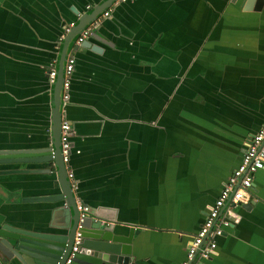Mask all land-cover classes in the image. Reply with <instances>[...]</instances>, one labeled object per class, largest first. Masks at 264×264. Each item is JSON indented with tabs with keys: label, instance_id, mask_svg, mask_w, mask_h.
Instances as JSON below:
<instances>
[{
	"label": "crops",
	"instance_id": "crops-1",
	"mask_svg": "<svg viewBox=\"0 0 264 264\" xmlns=\"http://www.w3.org/2000/svg\"><path fill=\"white\" fill-rule=\"evenodd\" d=\"M104 1L0 0V151L27 148L32 158L4 162L12 157L0 153V228L67 231L64 200L32 199L61 193L56 163L45 159L48 73L57 70L65 27ZM246 1L113 0L81 45L77 35L68 44L75 64L61 114L72 125V194L90 207L82 242L132 231L128 264L186 260L264 122V2ZM249 194L215 252L191 264H264V167Z\"/></svg>",
	"mask_w": 264,
	"mask_h": 264
},
{
	"label": "water",
	"instance_id": "water-1",
	"mask_svg": "<svg viewBox=\"0 0 264 264\" xmlns=\"http://www.w3.org/2000/svg\"><path fill=\"white\" fill-rule=\"evenodd\" d=\"M113 0H105L88 14L83 16L68 32L63 40L62 50L60 52L59 64L57 67L56 78L53 82L52 91V111L50 114V133L52 136V146L56 153V173L57 180L61 187L60 194H50L47 196H36L32 199L36 200H54L62 199L66 202L65 211L67 222L64 219L67 230L71 227L70 234H53L37 233L25 229H14L9 226L2 225L0 228V256L11 260L13 257L18 259L22 264H60L66 256L71 245L73 231L77 221V210L74 203V197L69 185V181L65 175L61 154L59 150V132H60V116H61V99L60 90L63 79V62L66 56L67 46L71 40L78 34V32L92 20L96 19L98 14L107 8ZM253 0L246 1V7H250ZM256 8L259 7L264 0H255ZM86 46V45H82ZM72 148V147H71ZM31 150L24 148L23 150H13V148H6L0 151L5 157L4 162L16 161L27 162L31 161L28 155ZM20 154V156H17ZM27 155V158H26ZM29 158V159H28ZM46 160H51V153L48 154ZM36 160V159H34ZM59 212L58 210H55ZM91 221V215L84 221V229L88 227ZM132 232V231H131ZM130 232V233H131ZM123 236V238L113 237L112 242L100 241L99 243L82 242L80 250L75 254L73 262L78 264H128L131 257L125 247V243L130 241L131 234ZM89 236V235H85ZM92 237V236H91ZM94 237V236H93ZM92 237V238H93ZM121 242V244L119 243ZM1 263V261H0Z\"/></svg>",
	"mask_w": 264,
	"mask_h": 264
},
{
	"label": "built area",
	"instance_id": "built-area-1",
	"mask_svg": "<svg viewBox=\"0 0 264 264\" xmlns=\"http://www.w3.org/2000/svg\"><path fill=\"white\" fill-rule=\"evenodd\" d=\"M126 0H114V3ZM113 2V1H112ZM112 5V4H111ZM110 7L104 9L101 15L85 25L75 38L76 46L81 45L91 34L92 29L97 25L101 17H106L110 13ZM70 25L65 27V32L70 31ZM75 57L71 53H66L63 62L62 82L60 90L61 103L64 104L70 97V83L74 70ZM57 70L51 68L48 73L50 83L56 78ZM59 132V150L61 160L69 181L71 190L76 187L73 172L69 167L71 144L70 135L72 127L70 121L61 114ZM264 167V122L259 129L248 136L245 148L242 152L239 164L232 170L230 176L220 188L219 195L214 203L208 208L206 216L197 232L191 237L187 245V258L179 264H191V261L198 256L208 259L216 249V237L222 235L231 219L236 216L239 206L250 200L249 189L252 185L253 175ZM77 210V221L73 231L70 248L60 264H72L75 254L80 250L82 244V229L84 221L90 213V207L74 197Z\"/></svg>",
	"mask_w": 264,
	"mask_h": 264
},
{
	"label": "flooded vegetation",
	"instance_id": "flooded-vegetation-1",
	"mask_svg": "<svg viewBox=\"0 0 264 264\" xmlns=\"http://www.w3.org/2000/svg\"><path fill=\"white\" fill-rule=\"evenodd\" d=\"M71 127H72V125H71ZM50 137H51V141H52L51 133H50ZM50 152H51V156H52L53 160H55V155H56V153H55V151H54V148H53V146H52V143H51V146H50ZM70 231H71V227H70L66 232H68V234H70ZM64 234H65V233H64Z\"/></svg>",
	"mask_w": 264,
	"mask_h": 264
},
{
	"label": "rangeland",
	"instance_id": "rangeland-1",
	"mask_svg": "<svg viewBox=\"0 0 264 264\" xmlns=\"http://www.w3.org/2000/svg\"><path fill=\"white\" fill-rule=\"evenodd\" d=\"M66 107H67V105H64V104H63V105H62V110L65 111V110H66ZM65 113H66V111H65Z\"/></svg>",
	"mask_w": 264,
	"mask_h": 264
}]
</instances>
